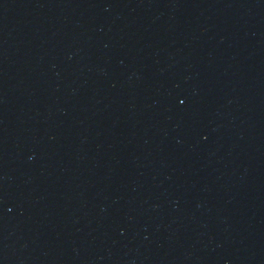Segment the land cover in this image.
I'll use <instances>...</instances> for the list:
<instances>
[{
  "label": "water",
  "instance_id": "95a60500",
  "mask_svg": "<svg viewBox=\"0 0 264 264\" xmlns=\"http://www.w3.org/2000/svg\"><path fill=\"white\" fill-rule=\"evenodd\" d=\"M0 264H264V0H0Z\"/></svg>",
  "mask_w": 264,
  "mask_h": 264
}]
</instances>
